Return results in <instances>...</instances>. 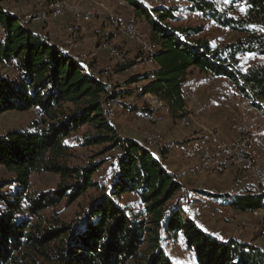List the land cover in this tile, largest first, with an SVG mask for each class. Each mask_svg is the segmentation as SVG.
Returning <instances> with one entry per match:
<instances>
[{
	"label": "trees",
	"instance_id": "16d2710c",
	"mask_svg": "<svg viewBox=\"0 0 264 264\" xmlns=\"http://www.w3.org/2000/svg\"><path fill=\"white\" fill-rule=\"evenodd\" d=\"M126 1L150 23L159 47L155 69L131 79L147 80L144 93L160 97L180 117L188 70L198 69L229 79L264 116V63L244 70L240 58L264 57V0H232L230 5L247 7L236 19L213 0H188L191 11L242 34L222 47L201 36L202 26L174 25L175 7ZM28 23L0 1V64L19 71L13 78L0 70V115L35 109L41 117L32 128L0 134V167L12 174L0 182V264H175L165 246L181 237L195 264H264L260 246L236 238L223 241L202 228L178 196L184 189L179 177L149 147L123 137L112 125L106 104L126 91H115L91 65ZM85 125V146H99L97 155L117 150L110 184L93 178L108 159L85 166L68 161L72 151L67 138ZM42 172L59 176L54 189H32V174ZM90 188L97 195L72 220L46 213L63 200L74 202ZM258 193L216 197L246 211L264 206ZM124 195L136 197L142 206L135 210L124 205Z\"/></svg>",
	"mask_w": 264,
	"mask_h": 264
},
{
	"label": "rangeland",
	"instance_id": "374dc122",
	"mask_svg": "<svg viewBox=\"0 0 264 264\" xmlns=\"http://www.w3.org/2000/svg\"><path fill=\"white\" fill-rule=\"evenodd\" d=\"M0 1L7 9L15 12L24 20L28 21L26 19L28 13L35 12L39 9H45L54 0ZM63 1L67 4L68 12L74 8H81V10L89 11L94 15L89 22L85 23L86 25L83 24V29L78 35L72 37L69 35L68 26L71 24L70 22L72 19V13L70 12L65 13L61 17L46 21L30 20L28 21L29 27L44 37L49 38L50 41L56 44L59 42L63 47L62 49H67L66 51L68 52L70 51L69 53L73 54L84 65L90 64L103 81L110 84L114 90L116 89L115 91H126L127 94H125L124 97L119 96L106 104V109L109 112V119L112 125L123 137H134L139 142L149 147L153 152L157 150H164V152H166L169 148L170 137L174 139L178 135L185 136L184 134H186L188 130L198 125L195 124L193 126L194 123L201 122L196 121L198 117L205 119L206 121L204 123H200L202 126H199L202 127L204 132H207L208 135L211 136V139H213L211 143H215L214 139L216 138L214 137H217L218 140L221 138L224 139V141L220 142L224 143L212 144L214 147L213 149L202 147V150L200 149L199 152L197 151V164L200 162L199 164H201L202 171H205L203 176H200L203 180L199 183H194V185L198 187L196 190L186 191L183 189L178 196L182 199L187 211L192 215L195 221L210 233V235L223 241L236 238L242 242L260 245V247L264 249V207L256 209L250 208L244 211L235 209L227 205L222 198L216 197L220 195L221 192H225L224 195H237L250 190L258 191L264 197V190L259 188L257 181V174L261 175V172L264 174V162L262 160L259 161L256 157L257 154L254 153V150L257 149L255 148L257 139L259 142H263L262 147L264 148V116L254 108L247 98L237 91L229 79L204 74L198 69L188 70V76L183 85L186 99V106L183 112L184 115L178 117L181 112L179 114H171L164 100L166 107L160 106L161 104L156 105L151 96L154 94L143 92L147 80H143L142 78H140V81L135 82L131 80L133 77L144 75L148 71H153V69H155L154 54L159 48L152 40L150 23L145 18L139 17L136 8L126 0H86L83 4L90 8L82 6L78 1H74L77 3H71L67 0ZM141 1L152 8L155 6L175 7L177 10L175 14L177 19L173 21L174 25L204 27L201 36L208 39L210 44L214 47L230 45L235 43L236 40L242 36L240 32L220 26L212 18L202 15L200 12L191 11V3L188 0ZM213 1L219 4L222 11L227 8V14L231 18L239 17L247 12V7L243 4L237 3L235 5H230L232 0ZM80 2L82 3L83 1L80 0ZM242 7L245 9L243 12L240 10ZM112 17H114V19L119 18V20L133 23L136 26L137 36L130 38L129 35L125 34L123 27L121 28L113 24ZM48 26H52L56 29L58 33L56 36L57 38ZM91 28L93 30H91ZM91 31L95 33L94 39L82 38L83 34ZM3 32V29L0 28V41H3ZM69 39L72 40L71 43L67 42ZM143 41H149L156 47L154 53L151 54L152 58L149 57L148 54L146 55L142 50L140 51ZM128 42L132 45H129ZM105 43H110L116 47L119 51L118 54H111L109 50L104 47ZM133 43L136 46L133 45ZM75 50L79 53L75 52ZM240 58L241 66L244 70L264 63V57H255L246 54L240 55ZM0 70L11 75L13 78L19 75V71L15 70L13 66L5 67L0 64ZM214 86L221 87L219 89L224 91V96L226 94L225 99H222V96L217 97L216 94L213 96L208 95V93H210L209 91H213L215 88ZM219 94L220 92L217 93V95ZM210 98L214 99L213 103ZM215 100L216 103L218 101L220 102L222 105H220L221 108L213 109ZM151 109H154L153 112L155 111L156 113V119L147 117L151 114L148 113ZM219 111L222 114L224 113L223 116L227 111L230 116L234 115V117L226 118L225 115V118L223 117L222 120L227 124H225V126L221 124L217 126L214 124L211 117L215 112ZM220 113L219 115H221ZM160 115H162L163 118ZM184 117H186L187 123H183ZM36 119L40 122L41 117L39 112L35 109L24 112L8 111L3 113L0 115V134L17 128H32ZM168 125L174 128L175 135L172 132V128H168ZM224 127H226V130ZM88 129V126L85 125L77 132L70 134L67 138L72 151L68 161L71 165L85 166L91 161L108 159L94 174L93 178L94 180L110 184L114 172L113 164L116 163V160H113L112 157L117 153V150L97 155L101 149L99 146H85L82 142L83 133ZM254 135H258V138ZM146 138H148L147 142ZM185 139L186 137L177 145L188 144V142L191 141L190 139ZM170 145L171 150L177 152V157H179L180 150H178L177 147V149L175 148L176 144L174 145V143H171ZM233 147L245 149L246 153H241L242 157H239V163L233 160ZM257 147L259 148L260 146L258 145ZM215 151L224 152L226 155V164H224V166L219 165V170L216 169V165L211 167L214 165L212 163L215 159ZM230 172L231 175L229 174ZM194 173H196V171L192 172V174ZM176 175L179 177L178 174ZM11 176L12 174H10L8 170L0 167V182L9 179ZM194 178L196 180L199 177ZM58 181L59 176L54 173H33L31 176L32 189L39 191L54 189ZM182 184L184 186L183 182ZM191 191L192 193H190ZM96 195L97 190L95 188H90L74 202L69 203L63 200L55 210L50 209L46 213L50 215L55 214V217L61 221H70L76 216V213L80 209L83 207L86 208L90 200ZM206 198H211V200ZM122 200L124 205H129L135 210L142 206L138 199L132 195H124ZM192 204H195L194 208L191 207ZM165 247L168 255L175 264H195L194 254L185 245L182 237Z\"/></svg>",
	"mask_w": 264,
	"mask_h": 264
},
{
	"label": "crops",
	"instance_id": "0c3cea01",
	"mask_svg": "<svg viewBox=\"0 0 264 264\" xmlns=\"http://www.w3.org/2000/svg\"><path fill=\"white\" fill-rule=\"evenodd\" d=\"M67 1H69L71 3H77V2H74V1H78L82 6H84L83 3H85L86 0H82L83 1L82 3L80 2V0H73V1L72 0H67ZM84 7L90 8L88 6H84ZM48 28L53 32V34L55 35V37L58 35V33H57V31H56L55 28H53L52 26H48ZM91 30H93V29L91 28ZM94 37H95L94 31H91L89 33H85V34L82 35V38L83 39H90V40H92V39H94ZM81 43H82V41H81ZM128 43H129V45H132L130 42H128ZM57 44H59V42H57ZM133 45H135V44L133 43ZM75 52L79 53L76 50H75ZM88 65H90V64H88ZM214 87L215 88L213 89V91H209L210 93H208V95L209 96H213L214 94H216L217 97L218 96H222L221 98L222 99H225L226 94L224 93L225 96L223 95V92L224 91L222 89H219L221 87H219V86H214ZM184 91H185V89H184ZM218 92H220L219 95H217ZM210 99H211V102L213 103L214 99H212V98H210ZM220 105H221L220 102L218 101L216 103V100H215L213 109L221 108L222 105L221 106ZM219 113H220V111L219 112H215L212 115V117H211V119L213 120L214 124L217 125V126H219L220 124L222 126H225V124H227V123L224 122V120H222L223 117L225 118V115H226V118H228V117L233 118L234 117V115H231L230 116V114L227 111H226V113H225L224 116H223L224 113L223 114L220 113L221 115H219ZM196 116L198 117L197 114H196ZM199 118L200 117H198L197 118L198 120L196 119V121L197 122L198 121H201V122H198V123H194L193 124V126L195 124H198L197 125L198 127L195 126L194 128L188 130V132L186 134H184L185 136L178 135L174 139H173V137H170L169 138V140H170V143L168 145L169 148H168V151L164 152L165 154L160 155L159 154V150H157V151L154 152L156 155H158L159 157H161V160H162L163 164L166 166V168L169 171L174 172V173H176V174L179 175L180 180L184 183V189L186 191H188V190H196L198 187L196 185H194V183H199L201 180H203L202 178H200V176L202 177L203 176V173H205V171L204 170L202 171V169H201L202 167H201V164H199L200 162H198V164H197V161H198L197 156H196L197 151L199 152V150L202 147H208V148L213 149L214 147H213L212 144L215 145V143H219V144H223L224 143V142L220 143L221 141H224V139L221 138V139L218 140L217 137H214V138H216V139H214V142L215 143H211L212 140H213V139H211V136H209L207 132H204L203 129H202V127H200V126H202L200 123H204L206 120L203 119V118H200V119ZM168 128H172V126H169L168 125ZM224 129L226 130V127H224ZM172 132L174 134V128H172ZM185 137H186L185 140H188V139L191 140V141L188 142L189 145L187 143L186 144H179V145H177L179 142H181L182 140H184ZM255 137L258 138V135H256ZM132 138H134V137H132ZM171 143L172 144L174 143V145L176 144L175 145V148L177 147L178 150H180L179 157H177V152L171 150V145H170ZM258 145L260 146L259 148L257 147ZM262 146H263V142L262 141L259 142V140L257 139L256 140V146H255V148H257V149L254 150V153L257 154L256 157L259 159V161L262 160L264 162V148ZM193 149L194 150L196 149V150L194 151ZM214 155H215L214 156L215 159H214V161L212 163L214 165H212L211 167H214L216 165V169L219 170V168H218L219 165L224 166V164H226V162H225L226 155H225L224 152H220V151H217ZM195 171H196V173L192 174V172H195ZM229 174L231 175V172ZM194 177H197V178L199 177L200 179L198 178V179L195 180ZM262 190H264V188H262ZM190 193H192V191ZM224 193L225 192H221L220 194H224ZM206 199L211 200V198H206ZM191 207L194 208L195 207V204H192Z\"/></svg>",
	"mask_w": 264,
	"mask_h": 264
},
{
	"label": "bare ground",
	"instance_id": "6f19581e",
	"mask_svg": "<svg viewBox=\"0 0 264 264\" xmlns=\"http://www.w3.org/2000/svg\"><path fill=\"white\" fill-rule=\"evenodd\" d=\"M70 7V6H69ZM57 9H61V12H58ZM73 9V8H72ZM41 11L37 10V11H33L31 13H28L26 15V19L28 21H46L49 19H53V18H57V17H61L63 16L65 13H72V19H71V24L68 26V32L69 35L72 36H76L78 35V33L81 32L82 28H83V24L89 22V20L91 18H93L94 15L91 14V12L89 11H84L81 10V8H74L73 10H70L68 12V7L66 2H64L63 0H54L52 1L49 6L45 9H40ZM112 22L115 26L118 27H123L125 30V34L129 35V37L134 38L137 36V31H136V26L133 23H129L127 22V24L125 23V21L123 20H119L118 19H114V17H112ZM86 25V24H85ZM139 31V30H138ZM67 32V31H66ZM124 33V32H123ZM143 36V35H142ZM141 37V36H140ZM145 37V36H144ZM142 38V37H141ZM139 39V38H138ZM144 39V38H143ZM74 40V38H73ZM67 42L71 43L72 40L69 39L67 40ZM142 47L140 50H142L146 55L148 54L149 57L152 58V55L155 51V46L154 44L150 43L149 41H143L142 43ZM104 47H106L109 52L111 54H118V49L116 47H114L113 45H111L110 43H105ZM107 50V51H108ZM157 50V49H156ZM152 60V59H151ZM191 91V90H190ZM194 92V91H193ZM151 95V94H150ZM153 98V101L155 102L156 105H160V106H165V102L163 100H161V98H158L157 96L151 95ZM152 100V99H151ZM159 106V107H160ZM156 107V106H155ZM166 107V106H165ZM157 108V107H156ZM168 110V109H167ZM158 111V110H157ZM159 112V111H158ZM160 113V112H159ZM152 119H156L157 116H149ZM163 118V117H162ZM154 121V120H153ZM160 121V120H159ZM156 122V121H155ZM183 123H187L186 117L183 118ZM161 138V137H159ZM156 139V138H155ZM148 140V138H146V141ZM156 142V141H155ZM244 143V142H243ZM245 146V145H244ZM247 146V145H246ZM239 153H246L245 149H238ZM247 151V150H246ZM247 160V159H246ZM251 160V159H250ZM249 165V164H248ZM258 172V171H257ZM264 172V171H263ZM257 181L259 184V188L262 189L264 188V174L261 172V175L257 174ZM262 202L264 203V197L262 199Z\"/></svg>",
	"mask_w": 264,
	"mask_h": 264
},
{
	"label": "built area",
	"instance_id": "2783aa9c",
	"mask_svg": "<svg viewBox=\"0 0 264 264\" xmlns=\"http://www.w3.org/2000/svg\"><path fill=\"white\" fill-rule=\"evenodd\" d=\"M58 10V12H61V9H57ZM39 11H41L40 9H39ZM126 24H127V22H125ZM128 25V24H127ZM154 110V109H153ZM153 110L151 109V111H149L148 113H151V114H149L147 117L149 118V116H156V113H155V111L153 112ZM153 113V114H152ZM161 117H162V115H160ZM148 141V140H147ZM146 141V142H147ZM152 141V140H151ZM151 141H149L150 143H152ZM239 157H242V155H241V153H239V151H238V148H234L233 147V160L236 162V163H239ZM261 168V167H260ZM257 169H259V168H257Z\"/></svg>",
	"mask_w": 264,
	"mask_h": 264
},
{
	"label": "snow or ice",
	"instance_id": "6c2138e0",
	"mask_svg": "<svg viewBox=\"0 0 264 264\" xmlns=\"http://www.w3.org/2000/svg\"><path fill=\"white\" fill-rule=\"evenodd\" d=\"M240 10H241L242 12L245 11V9H244L243 7H242ZM262 31H264V29H262Z\"/></svg>",
	"mask_w": 264,
	"mask_h": 264
}]
</instances>
